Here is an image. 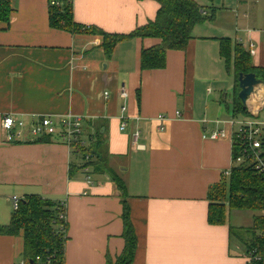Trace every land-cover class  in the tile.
Returning a JSON list of instances; mask_svg holds the SVG:
<instances>
[{
    "label": "crops",
    "instance_id": "obj_1",
    "mask_svg": "<svg viewBox=\"0 0 264 264\" xmlns=\"http://www.w3.org/2000/svg\"><path fill=\"white\" fill-rule=\"evenodd\" d=\"M194 1L208 20L185 50L166 53L165 68L146 71L140 53L161 40H126L106 57L100 35L51 28L49 0H15L11 23H0V226L9 225L13 197L40 195L65 208V264H106L124 247L125 200L138 239L131 264H249L242 248L249 244L233 237L232 213L226 224L210 223L208 192L235 164L236 123L259 121L264 107L259 84L248 116H234L235 77L220 42L230 40L232 56L235 47L248 53L254 44L251 66L264 68V0ZM158 9L153 0H72L76 24L115 35L152 22ZM6 114L28 127L35 117L81 118L83 148L101 143L103 166L125 192L60 135L34 137L25 129L21 142L7 143ZM215 128L225 137L205 139ZM135 130L141 151L132 144ZM23 248L22 234L0 235V264L24 263Z\"/></svg>",
    "mask_w": 264,
    "mask_h": 264
},
{
    "label": "trees",
    "instance_id": "obj_2",
    "mask_svg": "<svg viewBox=\"0 0 264 264\" xmlns=\"http://www.w3.org/2000/svg\"><path fill=\"white\" fill-rule=\"evenodd\" d=\"M145 1V0H141ZM151 1V0H150ZM159 4L156 18L143 27L137 28L130 34H106L98 28H85L76 24L72 13V0H49V25L60 31L71 34L90 33L103 38L106 57L110 56L114 48L123 41L138 38H157L161 43L140 53L141 70L151 71L163 69L166 66V53L170 50L183 51L193 38L195 27L206 20L204 9L194 0H153ZM51 2H59V6H52ZM16 11L15 0H0V23L9 25L12 13ZM231 53L230 40L220 42V54L225 59L227 68L233 70L235 89L232 92V113L234 116H248L246 107L238 98L240 75L254 74L257 80L264 82V68L251 66L250 55L240 47H235ZM97 141V140H96ZM101 143L96 142L91 148L83 149L88 153V165L97 173H106L113 178L120 192L124 191L121 179L116 178L113 171L104 165L105 152ZM238 147H232V158L235 163L238 157ZM85 158V157H84ZM230 177L216 186L209 188L208 219L211 224H226L228 215L235 212H254L251 231L253 237L247 245L249 264H264V177L253 171L249 164L232 167ZM122 221L124 225L122 236L124 247L122 253L112 262L106 264H131L136 255L138 244L133 223L130 218V208L123 201ZM62 212L59 202L51 201L40 195H28L20 200L17 210L11 217L8 226H0V235L16 236L22 234L24 240L23 257L26 264H37V257L45 258L47 254L55 256L53 264H65V244L67 238V223L60 221ZM62 225V227H60ZM260 260H255V257Z\"/></svg>",
    "mask_w": 264,
    "mask_h": 264
},
{
    "label": "built area",
    "instance_id": "obj_3",
    "mask_svg": "<svg viewBox=\"0 0 264 264\" xmlns=\"http://www.w3.org/2000/svg\"><path fill=\"white\" fill-rule=\"evenodd\" d=\"M52 6H59V2H51ZM205 14V13H204ZM251 57L256 55L254 44L249 45V51ZM108 94L106 93L105 96ZM128 93L126 87H123L120 91V97L125 100ZM126 107L122 108V112H125ZM178 115V113H177ZM180 116V115H178ZM125 119V118H123ZM160 119H165L163 116ZM1 128L5 135V141L7 143L21 142L25 135L23 131L28 129L31 135L34 137H51L53 135H60L67 143L81 152L85 143L82 141V119L68 117L54 120L51 117H35L34 122L28 127L25 120L17 119L10 114H6L2 119ZM220 122H216L218 125ZM235 123V122H234ZM237 131L233 132L231 143L232 147L237 145L238 157L235 162L236 165L249 164L252 166L253 171L258 175L264 177V122H259L257 119L246 120L245 122H237ZM126 123H122L120 130L125 131ZM208 135H204L205 139L216 141L225 137V131L222 129L215 128ZM141 137V132L135 130L132 134V144L136 146V149L141 151L145 149V146L138 145V141ZM89 157H86L88 160ZM230 172H225V177H230ZM90 183V181H89ZM20 203V199L17 197L12 198L13 210H17ZM62 212L60 213L59 220L65 222L64 207L61 204ZM62 227V225L60 226ZM251 254V253H250ZM248 255V262L250 263L251 257ZM55 256L47 254L45 258L37 257V264H53ZM260 257H255V260H260ZM22 264H26L25 262Z\"/></svg>",
    "mask_w": 264,
    "mask_h": 264
},
{
    "label": "rangeland",
    "instance_id": "obj_4",
    "mask_svg": "<svg viewBox=\"0 0 264 264\" xmlns=\"http://www.w3.org/2000/svg\"><path fill=\"white\" fill-rule=\"evenodd\" d=\"M264 122V107L260 114L259 122ZM231 214V213H230ZM253 215H257L254 212H232L231 215V223L233 227V237L239 238V236L243 237L242 239L245 240L244 242L249 244V240L253 237V232L251 231L253 225ZM240 219V221H239ZM240 227L241 229H239ZM242 233V234H241ZM249 241V242H248ZM246 248L245 245H242V248Z\"/></svg>",
    "mask_w": 264,
    "mask_h": 264
},
{
    "label": "water",
    "instance_id": "obj_5",
    "mask_svg": "<svg viewBox=\"0 0 264 264\" xmlns=\"http://www.w3.org/2000/svg\"><path fill=\"white\" fill-rule=\"evenodd\" d=\"M238 83L240 89L238 98L241 100L244 107L248 104L249 99L253 98L255 88L259 86V84H264L263 81L257 80L254 74L240 75Z\"/></svg>",
    "mask_w": 264,
    "mask_h": 264
},
{
    "label": "bare ground",
    "instance_id": "obj_6",
    "mask_svg": "<svg viewBox=\"0 0 264 264\" xmlns=\"http://www.w3.org/2000/svg\"><path fill=\"white\" fill-rule=\"evenodd\" d=\"M261 93V92H260ZM264 95V94H263ZM261 96V95H260Z\"/></svg>",
    "mask_w": 264,
    "mask_h": 264
}]
</instances>
